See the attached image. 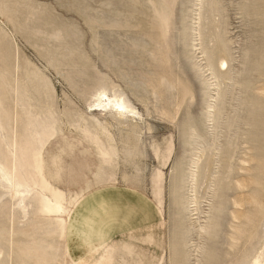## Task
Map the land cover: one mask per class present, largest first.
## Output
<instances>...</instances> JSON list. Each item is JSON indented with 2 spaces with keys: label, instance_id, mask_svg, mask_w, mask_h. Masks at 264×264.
Listing matches in <instances>:
<instances>
[{
  "label": "rangeland",
  "instance_id": "1",
  "mask_svg": "<svg viewBox=\"0 0 264 264\" xmlns=\"http://www.w3.org/2000/svg\"><path fill=\"white\" fill-rule=\"evenodd\" d=\"M262 90L264 0H0V264L263 263Z\"/></svg>",
  "mask_w": 264,
  "mask_h": 264
},
{
  "label": "bare ground",
  "instance_id": "2",
  "mask_svg": "<svg viewBox=\"0 0 264 264\" xmlns=\"http://www.w3.org/2000/svg\"><path fill=\"white\" fill-rule=\"evenodd\" d=\"M199 1V0H198ZM165 23V22H164ZM196 31H197V29H196ZM196 33V32H195ZM198 34V33H197ZM195 36V35H194ZM196 39V38H195ZM194 39V40H195ZM198 51V50H197ZM197 51H195V52H197ZM200 51H202V50H200ZM220 51V50H219ZM200 55H201V53H200ZM222 58V57H221ZM223 59V58H222ZM222 64L223 65H225L226 66V63H224V62H222ZM203 65V64H202ZM203 68V67H202ZM224 68V67H223ZM208 71V70H207ZM201 72H202V70H201ZM210 72V71H209ZM212 76H213V72L212 73H210ZM223 76V75H222ZM209 85V84H208ZM215 90H217V89H215ZM217 92V91H216ZM262 92H263V90H262ZM264 93V92H263ZM120 95V94H119ZM260 100V99H259ZM212 101H213V99H212ZM215 101H216V99H215ZM214 102V101H213ZM212 102V103H213ZM262 102V101H261ZM96 103H97V105H96V108H94L93 110H92V115H91V118L92 119H96L95 118V114L97 115V113H100V112H105L106 114H108L112 119H114V120H116V121H119V123L120 122H122V123H125V122H128V121H131V120H135V117L138 115L137 113H135L134 111L135 110H133L132 108H130V106H128L127 105V103L123 100V99H121L119 96L117 97V96H109L106 92H104V91H101V92H99L98 94H97V97H96ZM211 103V104H212ZM257 103V102H256ZM213 106L215 105V104H212ZM210 107H211V105H209ZM94 107V106H93ZM132 107V106H131ZM208 110V109H207ZM209 112V111H208ZM208 112H206V113H208ZM209 113H211V112H209ZM87 114V113H86ZM85 114V115H86ZM90 115V114H89ZM208 116V115H207ZM77 117V116H76ZM211 119V118H210ZM209 119V120H210ZM89 120V119H88ZM97 121V123H99V121L98 120H96ZM42 124V123H41ZM44 125V124H43ZM42 125V126H43ZM120 125V124H119ZM30 126V125H29ZM89 129V128H88ZM48 130V129H47ZM27 132H28V130H26ZM25 131V132H26ZM16 132V131H15ZM32 134V133H31ZM217 135V134H216ZM110 136V135H109ZM213 136V135H212ZM112 137V136H111ZM26 140V139H25ZM18 142H19V140H18ZM23 142H25V141H23ZM111 143V142H110ZM16 144V143H15ZM24 144V143H23ZM20 145V144H19ZM195 145V144H194ZM12 146H13V144H12ZM16 146V145H15ZM196 147V146H195ZM24 149H26V145L24 146ZM195 149H197V148H189V152H192L193 153V151H195ZM20 150V149H19ZM21 151V150H20ZM24 151V150H23ZM200 151V150H199ZM118 152V151H117ZM11 153V152H10ZM26 153H27V150H26ZM23 154V153H22ZM28 155H29V153H27ZM196 155H197V153H195ZM201 154H202V152H201ZM26 155V154H25ZM27 155V156H28ZM194 155V154H193ZM8 156V155H7ZM10 156H12V155H10ZM9 156V157H10ZM26 156V157H27ZM192 156V155H191ZM190 156V157H191ZM6 157V156H5ZM20 157V156H19ZM25 157V156H24ZM6 158H8V157H6ZM200 158H202L200 155H197V157H196V160H194V161H192V165L194 166V168H193V170L194 171H191V174H189L190 176L188 177V180H187V184L189 185V186H192L193 188H195V186H196V184H197V178H198V176H197V172H196V170H198V166H199V161H200ZM9 159V158H8ZM10 159H12V158H10ZM115 160V159H114ZM251 160V158L250 159H248L247 160V158H246V161H244L243 160V162H247V163H250L249 161ZM11 160H9V162H10ZM22 161V160H21ZM255 161V160H254ZM7 163V166H3V165H0V178H2L6 183H8L9 185H10V187H13L14 186V176L12 175V173H11V171H12V165L10 164V163ZM202 164V163H201ZM189 166V165H188ZM16 168V167H15ZM240 169H242V170H247L246 168H240ZM239 171V170H238ZM200 172V171H199ZM208 172V171H207ZM206 172V173H207ZM228 174L229 175H232V174H234L233 173V171L231 170V168H229V170H228ZM237 181H236V189H237V191H238V194H239V190L240 189H245V187L246 186H243L242 184V181L241 180H239V173L237 172ZM20 177V176H19ZM29 177V176H28ZM206 177V176H205ZM243 177V176H242ZM30 178V177H29ZM210 178V177H209ZM18 180V179H17ZM157 180H158V178H157ZM19 181V180H18ZM22 181V180H21ZM204 181V180H203ZM94 182V181H93ZM158 182V181H157ZM235 182V181H234ZM129 184V183H128ZM132 185V184H131ZM156 185H157V183H156ZM192 188V189H193ZM252 188V187H251ZM101 189V188H100ZM162 190V189H161ZM160 190V191H161ZM190 191V190H189ZM252 191H254V190H252ZM194 192H196V191H194ZM249 193V194H248ZM191 194H193L192 192H191ZM245 194H247V198H248V200L250 199L253 203H256L257 205H258V202L256 201L257 199L254 197V196H252V193H250V192H248V190H247V193H244L243 195H245ZM255 194H256V192H255ZM243 195H240L241 197H240V199L243 197ZM236 197H238V196H236ZM244 198V197H243ZM234 199V198H233ZM245 200V199H244ZM193 202L196 204L197 203V200H196V197L195 196H193ZM233 204H234V207L235 208H237L236 210H234L233 211V209H232V215H231V217H232V219H233V223L234 224H231V227H232V229H233V232H234V234L231 236V238L230 239H232L234 242V247L239 243V240L244 236V234H245V232H244V230H242V228H241V221H240V216L242 217V215H243V212H244V210H245V207L242 205V202H241V200H239V198H237V199H234V201H233ZM233 204H232V207H233ZM192 206V205H191ZM193 207V206H192ZM256 208V207H255ZM194 209V208H193ZM254 210V209H253ZM252 210V211H253ZM191 211H193V210H191ZM251 211V210H250ZM254 212V211H253ZM202 212H200L199 214H201ZM203 214V213H202ZM205 214V213H204ZM196 215V214H195ZM197 219H200V218H197ZM247 219V221L248 222H250V220H249V218H246ZM256 220V219H255ZM257 220H258V218H257ZM198 221V228H199V230H200V232H204V233H207L206 231L209 229V226L208 225H205L204 223V225L202 224V223H200L199 222V220H197ZM194 222H196L195 220H194ZM247 222V223H248ZM242 224H243V222H242ZM248 225H250V224H248ZM251 227V226H250ZM245 230H247L248 231V228H244ZM250 230V229H249ZM198 233V232H197ZM248 233H250V232H248ZM232 243V244H233ZM255 264H264V262L263 263H260L259 261H255Z\"/></svg>",
  "mask_w": 264,
  "mask_h": 264
}]
</instances>
